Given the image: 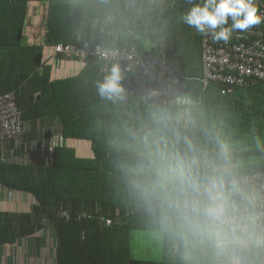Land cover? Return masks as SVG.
<instances>
[{
  "label": "trees",
  "instance_id": "16d2710c",
  "mask_svg": "<svg viewBox=\"0 0 264 264\" xmlns=\"http://www.w3.org/2000/svg\"><path fill=\"white\" fill-rule=\"evenodd\" d=\"M100 1L0 0V96L14 95L23 125L56 119L71 143L56 146L49 165L0 164V185L27 198L24 212L0 213V247L50 231L55 264H218L177 208L187 198L178 190V164L201 177L215 169L222 180L264 171V82L227 95L220 84L203 89L202 34L191 38L196 30L181 19L202 0H153L170 7L171 25L163 42L150 31L155 48L149 49L140 31L125 39L93 28ZM33 2L52 4L44 30L51 48L87 42L164 57L180 77L179 97L197 104L192 123L186 127L181 108L147 104L138 89L102 98L97 82L106 75L93 60L79 64L74 77L54 79L43 47L22 44ZM76 141L86 144L88 156L76 153ZM137 231L162 234L159 262L131 257Z\"/></svg>",
  "mask_w": 264,
  "mask_h": 264
},
{
  "label": "built area",
  "instance_id": "2783aa9c",
  "mask_svg": "<svg viewBox=\"0 0 264 264\" xmlns=\"http://www.w3.org/2000/svg\"><path fill=\"white\" fill-rule=\"evenodd\" d=\"M255 4L259 12H264V0H255ZM50 55L55 72L60 67L58 57L74 64H83L87 59L101 63L103 75L118 65L125 94L132 95L138 89L147 104L181 108L186 127L192 123L197 104L179 97L180 77L172 72L164 57L141 56L133 49L91 47L87 42L57 44L51 48ZM202 69L203 89L213 83L220 84L222 95L264 82V23L247 32L234 33L228 43L214 42L210 36L202 35ZM23 132V120L14 95H1L0 144L19 141ZM64 141L65 145H71ZM78 144L72 143L76 151H80ZM222 183L234 223L245 231L238 229L233 250L221 255L215 253L218 264H264V171L228 178Z\"/></svg>",
  "mask_w": 264,
  "mask_h": 264
},
{
  "label": "crops",
  "instance_id": "0c3cea01",
  "mask_svg": "<svg viewBox=\"0 0 264 264\" xmlns=\"http://www.w3.org/2000/svg\"><path fill=\"white\" fill-rule=\"evenodd\" d=\"M51 7L52 4L38 2L27 6L26 27L22 38L24 45H41L44 49V56L48 59L51 56V46L44 42V30ZM168 7L162 2L153 0H103L95 4L93 17L96 16V19L92 27L111 30L116 37L125 39L136 36L134 31H140L139 33L146 38V47L155 48V44L152 41L149 42L150 31H154L153 35L160 42L167 38L166 31L171 25L169 15L172 11ZM80 28L85 31L86 23H83ZM193 31L191 38H198L199 34ZM82 35L84 32L81 35L78 33L77 38H82ZM58 60L60 67L56 72L52 62H49L53 68L52 77L54 79L74 77L80 69L79 64L64 62L59 57ZM51 142L53 148L65 145L58 121L46 117L29 119L24 122L23 136L19 141L0 144V164L49 165L53 151V149L49 150ZM77 146L80 148V151H76L79 156H82L81 152L82 157L87 155L85 143L79 142ZM26 199L19 193L11 192L0 185V213L24 212ZM34 238L19 240L16 244L0 247V264H55V247L48 251L46 247L31 245L34 243ZM25 240L30 245H22L21 243Z\"/></svg>",
  "mask_w": 264,
  "mask_h": 264
},
{
  "label": "clouds",
  "instance_id": "9594fccd",
  "mask_svg": "<svg viewBox=\"0 0 264 264\" xmlns=\"http://www.w3.org/2000/svg\"><path fill=\"white\" fill-rule=\"evenodd\" d=\"M258 12L255 0H202L183 13L181 19L214 42L228 43L234 33H244L264 23V12ZM121 79L120 67L114 65L103 81L97 82L99 95L110 100L121 99L124 92ZM52 149L51 142L49 150ZM178 169V190L187 197L177 204L184 223L190 231L206 240L217 255L233 250L239 225L234 223L222 179L216 175V170L212 169L211 176L201 177L183 164H178Z\"/></svg>",
  "mask_w": 264,
  "mask_h": 264
},
{
  "label": "rangeland",
  "instance_id": "374dc122",
  "mask_svg": "<svg viewBox=\"0 0 264 264\" xmlns=\"http://www.w3.org/2000/svg\"><path fill=\"white\" fill-rule=\"evenodd\" d=\"M90 154V151L88 152ZM88 156V155H87ZM22 245H30L28 241H23ZM39 243V244H38ZM41 243V245H40ZM49 250L54 249V236L50 231L36 234L34 243ZM162 234L160 232H134L130 240V253L134 260L145 262H158L161 256Z\"/></svg>",
  "mask_w": 264,
  "mask_h": 264
}]
</instances>
